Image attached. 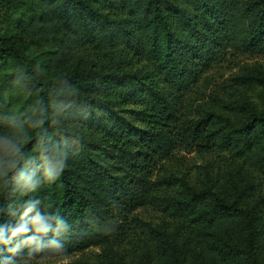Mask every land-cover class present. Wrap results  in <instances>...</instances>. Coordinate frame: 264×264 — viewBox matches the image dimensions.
Wrapping results in <instances>:
<instances>
[{
	"label": "trees",
	"instance_id": "trees-1",
	"mask_svg": "<svg viewBox=\"0 0 264 264\" xmlns=\"http://www.w3.org/2000/svg\"><path fill=\"white\" fill-rule=\"evenodd\" d=\"M0 19V264L110 247L152 201L184 238L152 228L136 259L93 264H264V110L187 99L228 49L264 53V0H0ZM180 147L227 160L191 184Z\"/></svg>",
	"mask_w": 264,
	"mask_h": 264
},
{
	"label": "rangeland",
	"instance_id": "rangeland-1",
	"mask_svg": "<svg viewBox=\"0 0 264 264\" xmlns=\"http://www.w3.org/2000/svg\"><path fill=\"white\" fill-rule=\"evenodd\" d=\"M10 29L11 27L8 26L7 21L3 22L0 19V31L6 32ZM51 36L52 33L48 32L46 34L36 33L31 37V54L35 56V59L43 60L46 57L45 50L53 48L50 41ZM13 69L14 65L9 64L4 72ZM248 70L264 71V53L241 54L228 49L226 55L221 57V60L214 64L202 76L198 84L193 87L188 95V102L190 105H199L205 101H210L212 98L221 97L241 101L248 100L256 108L264 110V86H248L238 81V77ZM1 86H3L2 75H0V88ZM6 96L11 99L13 111L17 112L24 100L22 92L16 88H11ZM214 104L216 103H211V105ZM221 159L219 161L220 157H217L216 153H202L195 147H180L167 164L170 171L184 177L191 184H201L205 177L206 168L213 170L214 174L223 168V161L227 158ZM178 190L180 188L177 187L170 193L175 194ZM129 220V225L125 229V233L120 236V241L110 247L96 246L63 255L42 254L30 256L23 259L21 264H68L75 261L93 264L103 257L132 261L139 254L141 245L151 238L152 228H159L167 233H175L180 235L181 239L186 235L182 229L183 225L180 221L177 222L175 215L164 211L153 201L132 212L129 215Z\"/></svg>",
	"mask_w": 264,
	"mask_h": 264
}]
</instances>
